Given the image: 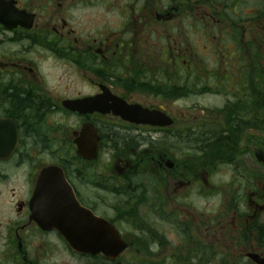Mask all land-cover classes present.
<instances>
[{
    "label": "flooded vegetation",
    "instance_id": "obj_1",
    "mask_svg": "<svg viewBox=\"0 0 264 264\" xmlns=\"http://www.w3.org/2000/svg\"><path fill=\"white\" fill-rule=\"evenodd\" d=\"M0 264H264V0H0Z\"/></svg>",
    "mask_w": 264,
    "mask_h": 264
},
{
    "label": "water",
    "instance_id": "obj_2",
    "mask_svg": "<svg viewBox=\"0 0 264 264\" xmlns=\"http://www.w3.org/2000/svg\"><path fill=\"white\" fill-rule=\"evenodd\" d=\"M95 142H94V147H95ZM91 146L92 141L89 139L86 144L84 142V146ZM80 148L84 147L83 145H79ZM95 153V150H94ZM91 158V157H90ZM46 180L48 181H57L51 185L50 187L54 188V186H63L64 188L66 187V184L63 182V177L61 175V172L55 168L48 169L44 172L39 177L38 180V186H37V191H36V196L35 199L38 201H47L46 199V191L48 189V185L45 183ZM59 183V184H58ZM66 197V196H64ZM66 204H69L71 207L76 209L77 213L80 212V207L76 204L75 198L70 195V198L65 200ZM83 217V216H82ZM80 219V225L82 226L78 236L81 239V242L79 244H72V248H74L75 251L78 253H83V254H94L96 251L93 250L95 246H98V243H96V240L98 238V233L95 232V227L99 225V221L97 219H94L92 217L85 216ZM91 226H89V225ZM84 246V249L82 247Z\"/></svg>",
    "mask_w": 264,
    "mask_h": 264
},
{
    "label": "rangeland",
    "instance_id": "obj_3",
    "mask_svg": "<svg viewBox=\"0 0 264 264\" xmlns=\"http://www.w3.org/2000/svg\"><path fill=\"white\" fill-rule=\"evenodd\" d=\"M53 72H55L56 74L60 75V77L62 78V80H61V84H63V83L65 82V80L68 79V80H72L73 83L76 85V81H75L74 78H71V77H69L68 75L63 76V75H62V72H61L60 70H55V71H53ZM51 83H52V84H55L56 81L53 80Z\"/></svg>",
    "mask_w": 264,
    "mask_h": 264
}]
</instances>
